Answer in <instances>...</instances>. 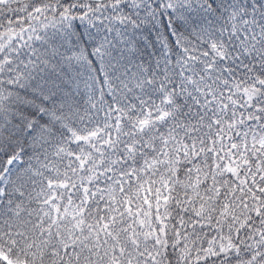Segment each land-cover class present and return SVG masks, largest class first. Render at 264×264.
Instances as JSON below:
<instances>
[{"label": "snow or ice", "instance_id": "snow-or-ice-1", "mask_svg": "<svg viewBox=\"0 0 264 264\" xmlns=\"http://www.w3.org/2000/svg\"><path fill=\"white\" fill-rule=\"evenodd\" d=\"M0 264H264V0H0Z\"/></svg>", "mask_w": 264, "mask_h": 264}]
</instances>
